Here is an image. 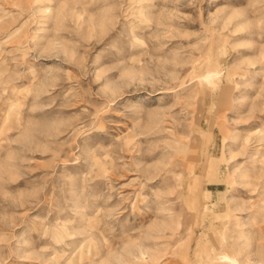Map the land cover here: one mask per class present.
<instances>
[{
	"label": "rangeland",
	"instance_id": "374dc122",
	"mask_svg": "<svg viewBox=\"0 0 264 264\" xmlns=\"http://www.w3.org/2000/svg\"><path fill=\"white\" fill-rule=\"evenodd\" d=\"M0 264H264V0H0Z\"/></svg>",
	"mask_w": 264,
	"mask_h": 264
},
{
	"label": "bare ground",
	"instance_id": "6f19581e",
	"mask_svg": "<svg viewBox=\"0 0 264 264\" xmlns=\"http://www.w3.org/2000/svg\"><path fill=\"white\" fill-rule=\"evenodd\" d=\"M85 254L84 253H81L80 256L83 257Z\"/></svg>",
	"mask_w": 264,
	"mask_h": 264
}]
</instances>
